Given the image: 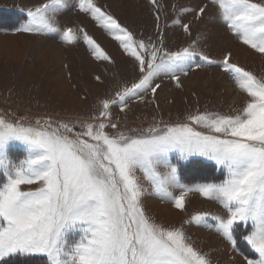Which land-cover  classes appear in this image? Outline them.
Segmentation results:
<instances>
[{
    "label": "snow or ice",
    "instance_id": "obj_1",
    "mask_svg": "<svg viewBox=\"0 0 264 264\" xmlns=\"http://www.w3.org/2000/svg\"><path fill=\"white\" fill-rule=\"evenodd\" d=\"M150 2L161 7L157 0ZM210 4L237 40L264 54V0H209L181 11L199 20ZM73 7L114 36L140 75L116 91L114 99L101 100L98 114L79 122V128L0 115V264L37 255L48 264H212L182 225H165L149 216L138 171L159 199L178 210H184L191 192L222 205L227 215L212 217L214 228L234 249L237 229L251 225L239 238L258 258L245 259L247 264H264V77L231 62V52L217 61L198 51L196 42L169 50L162 35L159 44L137 39L95 0H76ZM67 9V0L37 3L11 31L58 36L68 45L83 41L97 60L111 61L83 28L60 27L58 16ZM174 23L191 34L190 22ZM210 65L220 67L246 94L236 114L197 111L185 121L129 132L113 122L114 105L123 111L130 100L143 101L148 92L154 96L161 87L159 78L170 77L180 87L181 75ZM13 142L25 146L23 159L10 155ZM192 156L223 168L224 179L195 186L181 183L179 164ZM205 215L191 222L200 225Z\"/></svg>",
    "mask_w": 264,
    "mask_h": 264
},
{
    "label": "rangeland",
    "instance_id": "obj_2",
    "mask_svg": "<svg viewBox=\"0 0 264 264\" xmlns=\"http://www.w3.org/2000/svg\"><path fill=\"white\" fill-rule=\"evenodd\" d=\"M41 2L45 0H0V115L26 117L23 122L32 124L36 120L44 124L50 119L54 126L64 122L76 124L79 128V122L98 114L101 100L114 99L116 91L124 85L130 86L140 73L135 61L123 52L112 34L73 7L76 0H67L68 9L58 16L60 27L83 28L107 52L111 61L97 60L83 41L68 45L58 36L11 31L23 22L27 8ZM95 2L146 43L159 44L161 35L164 47L169 50L196 42L198 51L217 61L231 52V62L258 78L264 77V54L237 40L216 18L215 6L210 4L206 15L199 20L194 19V13L181 11L201 6L209 0H157L161 6L159 9L150 0ZM177 19L181 23L190 22V35L181 25L174 23ZM196 59L199 62V57ZM156 83L161 87L154 96L148 92L143 101L130 100L123 111L118 106L112 107V120L118 124L119 130L129 132L154 123H177L197 111L236 114L246 99V94L239 90L235 81L216 65L181 75L180 87L167 76L159 78ZM9 152L14 159H23L26 155L25 146L18 142L9 146ZM172 162L176 163L175 154H172ZM160 170L164 171L163 168ZM179 172L181 183L188 186L218 183L226 174L223 168L201 156L181 161ZM137 176L146 190L143 206L149 216L165 225H182L194 245L209 255L212 264H247L245 257L258 258L239 238L241 233L250 230L251 225L237 229L236 249L215 231L216 221L212 217L227 215L222 205L191 192L186 197L184 210H178L154 194L143 173L138 171ZM176 194L179 195V190ZM198 214H207L200 225L191 222ZM21 257H41L47 261L46 257L39 255Z\"/></svg>",
    "mask_w": 264,
    "mask_h": 264
},
{
    "label": "trees",
    "instance_id": "obj_3",
    "mask_svg": "<svg viewBox=\"0 0 264 264\" xmlns=\"http://www.w3.org/2000/svg\"><path fill=\"white\" fill-rule=\"evenodd\" d=\"M11 259L13 264H48V262L41 257L26 258V257L17 256Z\"/></svg>",
    "mask_w": 264,
    "mask_h": 264
}]
</instances>
